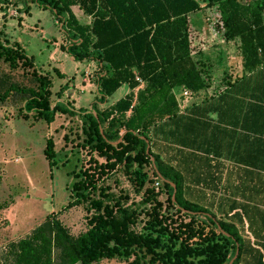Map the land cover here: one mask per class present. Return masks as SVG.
<instances>
[{
    "label": "trees",
    "instance_id": "trees-1",
    "mask_svg": "<svg viewBox=\"0 0 264 264\" xmlns=\"http://www.w3.org/2000/svg\"><path fill=\"white\" fill-rule=\"evenodd\" d=\"M28 1L59 20L67 54L94 62L99 72L91 112L60 103L51 108V79L38 73L22 51L0 40V60L11 68H29L37 81L36 89L5 87L0 103L13 91L24 95L23 114L32 111L47 124L56 111L77 115L86 136L81 147L88 156L67 204H86V231L73 238L49 220L12 246L13 264H96L103 259L126 264H264V0ZM21 4L26 11L25 2ZM80 15L89 21L80 22ZM201 15L206 32L195 26ZM229 43L235 44L241 68L232 81L226 68ZM122 85L128 93L98 110ZM175 88L236 96L234 110L242 118L250 113L245 116V131L252 135V161L246 164L250 171L245 170L250 179L235 182L231 195H188L152 153L150 130L179 119ZM238 126L244 128L243 119ZM52 146L47 139L43 155L50 163ZM115 172L126 178L137 202L125 203L127 194L115 197L99 186Z\"/></svg>",
    "mask_w": 264,
    "mask_h": 264
},
{
    "label": "rangeland",
    "instance_id": "rangeland-1",
    "mask_svg": "<svg viewBox=\"0 0 264 264\" xmlns=\"http://www.w3.org/2000/svg\"><path fill=\"white\" fill-rule=\"evenodd\" d=\"M21 1L25 2L26 11ZM58 21L48 9L28 0L15 4L0 0V40L31 58L38 73L48 75L51 108L60 103L68 104L74 111L91 112L98 67L94 62L75 60L67 54L63 49L67 39ZM79 21L87 20L80 15ZM205 21L201 15L195 26L206 32ZM30 72L29 68H11L0 60V91L9 85L36 89L37 81ZM126 91L125 85L119 87L97 106L98 110L120 99ZM23 99L24 95L10 91L5 102L0 103V264H13L12 246L45 222L56 220L75 238L86 231L90 215L86 204L67 206L73 200L71 185L78 180L80 169L87 166L88 156L81 147L86 137L82 119L56 111L47 124L32 111L23 114ZM47 139L53 145L52 163L43 155ZM144 170L151 177L149 167ZM99 186L106 187L115 197L127 194L125 203L139 200L120 172L112 173ZM164 199V194L158 196V200ZM141 225L138 223L136 229ZM55 259L53 253V262ZM96 264L126 263L103 259Z\"/></svg>",
    "mask_w": 264,
    "mask_h": 264
},
{
    "label": "crops",
    "instance_id": "crops-1",
    "mask_svg": "<svg viewBox=\"0 0 264 264\" xmlns=\"http://www.w3.org/2000/svg\"><path fill=\"white\" fill-rule=\"evenodd\" d=\"M84 19L87 21L82 23L89 21L87 17ZM205 52L212 57V50ZM235 52V44L229 43L226 68L230 81L241 75ZM232 59L236 60L235 64ZM173 96L179 119L150 130L152 153L158 156L168 175L182 183L188 195L216 198L231 195L235 182L250 179V174H245V170L250 171L246 164L252 161L249 157L252 135L245 131V116L250 113L242 118V112L234 110V101L239 98L229 94L219 98V94L204 91L193 94L175 88ZM241 119L244 128L238 126Z\"/></svg>",
    "mask_w": 264,
    "mask_h": 264
},
{
    "label": "water",
    "instance_id": "water-1",
    "mask_svg": "<svg viewBox=\"0 0 264 264\" xmlns=\"http://www.w3.org/2000/svg\"><path fill=\"white\" fill-rule=\"evenodd\" d=\"M147 150H148V145H146L145 152H147ZM150 160H151V159H150ZM171 186H172V188H174V186H173L172 184H171ZM173 193H174V191L172 192V195H171V197H170L171 202H173V200H174V199H173ZM234 257H235V256H233V258H234ZM233 258H232V259H233ZM231 261H232V260H230L228 264H231Z\"/></svg>",
    "mask_w": 264,
    "mask_h": 264
},
{
    "label": "built area",
    "instance_id": "built-area-1",
    "mask_svg": "<svg viewBox=\"0 0 264 264\" xmlns=\"http://www.w3.org/2000/svg\"><path fill=\"white\" fill-rule=\"evenodd\" d=\"M184 94H185V93H184ZM153 186H154V188H156V187H157V183H154Z\"/></svg>",
    "mask_w": 264,
    "mask_h": 264
}]
</instances>
